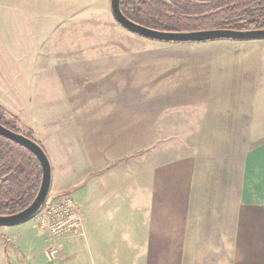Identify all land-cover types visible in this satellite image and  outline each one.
Segmentation results:
<instances>
[{"label": "crops", "instance_id": "0c3cea01", "mask_svg": "<svg viewBox=\"0 0 264 264\" xmlns=\"http://www.w3.org/2000/svg\"><path fill=\"white\" fill-rule=\"evenodd\" d=\"M2 3L18 9L23 42L0 47L21 73L15 105L0 106L41 143L52 192L70 189L81 228L58 242L24 228L26 256L0 245V262L264 264V39L124 33L110 0ZM29 9L44 14L30 35Z\"/></svg>", "mask_w": 264, "mask_h": 264}, {"label": "trees", "instance_id": "16d2710c", "mask_svg": "<svg viewBox=\"0 0 264 264\" xmlns=\"http://www.w3.org/2000/svg\"><path fill=\"white\" fill-rule=\"evenodd\" d=\"M119 5L131 21L161 31L264 28V0H120ZM17 122V116L8 117L0 107L1 125L42 147L31 131ZM41 174L40 164L29 150L0 135V215L28 206L38 192ZM0 240L7 245L4 236L0 235Z\"/></svg>", "mask_w": 264, "mask_h": 264}, {"label": "water", "instance_id": "95a60500", "mask_svg": "<svg viewBox=\"0 0 264 264\" xmlns=\"http://www.w3.org/2000/svg\"><path fill=\"white\" fill-rule=\"evenodd\" d=\"M120 0H110V11L114 20L126 30L139 36L162 42H199L216 39L251 40L264 39V28L236 30L214 28L196 31H161L145 27L128 19L120 9ZM0 135L23 146L38 160L41 167V182L32 202L24 209L10 215H0V226L19 225L33 218L40 209L63 193L51 192V164L45 150L34 140L14 132L0 124Z\"/></svg>", "mask_w": 264, "mask_h": 264}, {"label": "rangeland", "instance_id": "374dc122", "mask_svg": "<svg viewBox=\"0 0 264 264\" xmlns=\"http://www.w3.org/2000/svg\"><path fill=\"white\" fill-rule=\"evenodd\" d=\"M2 1L3 0H0V47L3 46V48H4V46L6 45L7 48H9V46H11V44L13 46L14 43H17V42L22 43L23 42V41L20 42V40L18 41V36H17V34H19V32L23 31V28L21 27L22 23L20 21L18 9L15 10L13 8H10L9 6H7V4H6V6L3 7ZM27 12H28V19H29V30H28V32L30 35L32 33V26L30 25V20L32 21L31 22L32 24H34L35 20H36V23L38 26V23H39L38 19H41L42 10H39L40 16H37V14H38L37 9H29V10H27ZM76 13H77L76 16H78V17L84 16V15H90V13H92V18L95 16L101 17V16H103L102 15L103 9H99V8L94 9V10H87L86 9V10H83L80 12L78 10H76ZM69 15H71V11H70ZM42 16H44L43 13H42ZM66 16L65 15L62 16V14L60 15V17L63 19H65ZM49 17H51V15H49ZM93 26H95V25L93 24ZM117 26L119 27V30L124 32V33L130 32L118 24H117ZM92 31H93V29H92ZM81 32H82V30H81ZM86 32H87V29H86ZM80 33L77 31V33L74 34L73 38L71 35L70 36L71 40L72 39L78 40L79 38H83ZM65 36H67V35H64V34L62 35V31H61V37H60V47L61 48L64 47L65 43L67 42L66 40L64 41V38L67 39ZM87 36H89V35H87ZM6 39H9V41H7V42L3 41ZM32 41H33L32 43L30 41H28V43H27V46H29V49H30V52H29L30 55L27 59V64L29 67L39 66L40 64L37 63V59L41 60V58L39 57L40 51L38 50V48H39L38 44L41 42H38L35 38L32 39ZM5 57H6V55L0 51V97L2 99V103L8 104L11 102L13 105H15L17 99L19 98V93H20L19 84H20L21 73L18 70L19 69L18 66L15 65V63H17V60H13V63H10V64H12L11 65L12 69H11V72H7L8 70L6 69V66L4 64V62L6 61ZM3 70L8 74L10 81L7 80V78H5V76L3 77V73H2ZM10 82H12L13 85H11ZM6 83L10 84L11 86L10 85L5 86ZM14 85H16V87H14ZM0 107L2 108V106H0ZM4 111L7 113V116L10 117V113H8V111L6 109H4ZM50 154H51V152H50ZM50 191L52 192V187H50ZM56 199L58 200L59 197H57L53 200L55 201ZM24 228H29L30 230H32L31 233L35 234V231L32 228L41 229L42 227L35 225V216L33 218L29 219L28 221L24 222V224H19L16 226H0V235L4 236L8 241L7 245H5V243L2 242V240H1L0 245L3 247L4 246L8 247L9 252L11 254L13 253L15 256H26V252H25V249L23 247L24 245L22 243H20L18 240L22 239L23 241L29 242V240L32 239V237H30L31 234L28 233V229L25 230ZM43 229L48 231L50 236H48L47 238L52 242H58L59 240L61 241L64 237V235L63 236L52 235L47 227H43ZM65 236H66V234H65ZM1 258H2V256H0V259ZM4 261L5 260L2 259L0 264H5Z\"/></svg>", "mask_w": 264, "mask_h": 264}, {"label": "built area", "instance_id": "2783aa9c", "mask_svg": "<svg viewBox=\"0 0 264 264\" xmlns=\"http://www.w3.org/2000/svg\"><path fill=\"white\" fill-rule=\"evenodd\" d=\"M35 225L47 227L54 236H63L81 228V218L76 202L68 195L45 204L35 215Z\"/></svg>", "mask_w": 264, "mask_h": 264}]
</instances>
